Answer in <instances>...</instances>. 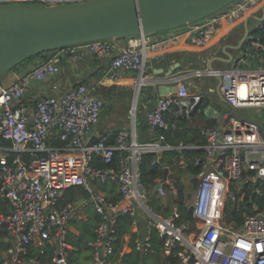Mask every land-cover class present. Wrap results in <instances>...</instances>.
<instances>
[{"label":"built area","instance_id":"1","mask_svg":"<svg viewBox=\"0 0 264 264\" xmlns=\"http://www.w3.org/2000/svg\"><path fill=\"white\" fill-rule=\"evenodd\" d=\"M88 1L92 0H0V4L54 6ZM262 8L264 0H236L188 24L185 32L157 38L130 36L129 45L114 56L106 76L116 81L128 72H141L145 77L149 52L167 50L184 36L205 46L218 26L242 21ZM114 48L112 38L66 46L20 73L13 84L0 83V240L11 242L2 251L4 264H70L77 250L70 238L80 233L75 222H87L90 207L101 216L87 244L91 264H126L123 257L132 239L137 251L148 255L155 251L156 234L162 241L161 254L177 256L179 264H264V210L256 207V212L245 213L241 223L228 215L231 200L243 201L246 186L264 180V124L225 114L222 123L202 131L205 144L167 143L166 134L175 127L167 116L174 108L180 117L190 116L203 99L179 80L176 93L158 96L147 112L154 134L151 141L141 140L134 113L131 128L121 130L113 141L110 132L97 134L98 141L90 145L105 109L104 83H77L62 91L55 79L63 56L77 64L88 55H110ZM242 52L231 69L207 72L223 76L222 95L232 109H264V43L250 34ZM255 63L259 68H244ZM36 79L50 82L53 93L27 99L33 88H39L33 83ZM172 149L180 151L183 170L188 169L183 150H202L191 161L199 169L191 201L182 198L174 185L167 189L172 170L161 162V153ZM147 154L154 155V165L162 164L163 175L156 178L159 196L181 199L167 209L169 214L155 210L142 181L140 165ZM183 208L192 213V219L185 217ZM121 215L130 217L131 232L117 250ZM47 248L53 250L49 262L31 255L32 249L45 254Z\"/></svg>","mask_w":264,"mask_h":264},{"label":"crops","instance_id":"2","mask_svg":"<svg viewBox=\"0 0 264 264\" xmlns=\"http://www.w3.org/2000/svg\"><path fill=\"white\" fill-rule=\"evenodd\" d=\"M263 19L264 8L242 21L218 26L217 34L205 46L195 45L184 36L178 44L167 50L149 52L146 61L145 82L141 84L139 90H137V78L134 76V72H128L123 78L116 81L110 80L106 76L114 56L129 45V37L112 38L115 48L110 55H88L77 64H72L67 56H63L62 70L55 82L60 85L62 91L77 83L98 84L103 82L104 86L101 90L103 93L111 92L110 88L113 85L120 86L118 91L132 92V102L128 111L108 115L105 119L102 114L94 132L96 135L103 133L101 131L110 132L116 136L121 130L131 128L135 113L137 132L141 140L151 141L154 134L148 126L147 112L154 107L158 96L176 93L177 82L183 80L191 94H200L203 99L190 116L180 117L177 109L174 108L167 118L175 125L174 128H185L187 130L185 134L188 138L198 137L196 141L192 142L194 144L204 139L202 131L205 128L219 125L224 121L225 114H231L233 111L230 106L229 109L226 108L219 80L207 72L209 63L212 61L216 70H227L221 65L229 62L219 60L216 57L225 59H230L231 55L236 57L240 53L236 46L245 33V21L248 20L252 33L260 28ZM188 28L186 25L176 30L152 33L151 36L154 38L165 37L172 33L185 32ZM43 61L33 62L22 69L16 67L5 72L0 76V83L4 86L13 84L20 73ZM232 65L233 63H231V67ZM171 71L172 73L168 75ZM50 86L51 83L49 82L38 86V89L33 88L32 91L36 90V93H30L27 99L33 100L34 96L52 94L53 91ZM232 114L235 115L234 112ZM180 143L185 142L181 141ZM91 210L94 208L90 207L88 212L90 213ZM79 223L75 222V226L77 227ZM85 261H89V264L92 261L89 247L87 252L79 254L76 263L85 264Z\"/></svg>","mask_w":264,"mask_h":264},{"label":"water","instance_id":"3","mask_svg":"<svg viewBox=\"0 0 264 264\" xmlns=\"http://www.w3.org/2000/svg\"><path fill=\"white\" fill-rule=\"evenodd\" d=\"M236 0H92L69 5L0 4V76L35 55L70 45L99 39L130 37L182 28L203 20L229 6ZM251 31L245 21V33L236 49L240 53L230 59L236 63ZM226 50V48H225ZM209 71L216 69L212 61ZM225 72V70H222ZM172 71L168 74L170 75ZM137 90L145 82L141 72H134ZM219 86L224 78L217 75ZM35 86L45 81L36 79ZM36 93L35 91L31 92ZM227 103V101L223 98ZM228 104V103H227ZM237 115V111L233 109ZM238 116V115H237ZM98 141L93 135L89 144ZM165 163V153H161ZM165 168V177L169 175Z\"/></svg>","mask_w":264,"mask_h":264},{"label":"trees","instance_id":"4","mask_svg":"<svg viewBox=\"0 0 264 264\" xmlns=\"http://www.w3.org/2000/svg\"><path fill=\"white\" fill-rule=\"evenodd\" d=\"M251 34H254L255 36H258L261 38L262 42L264 43V27L258 28L254 30ZM44 53L38 54L42 55ZM37 56V55H35ZM34 57V56H33ZM33 57H30L28 59H32ZM26 59V60H28ZM49 59V57H45V60ZM25 60V61H26ZM119 85H113L110 89H119ZM101 94L104 98V93L101 91ZM109 92H107L106 95H108ZM187 130L185 128H173L171 131L167 132V143L177 146L180 144L181 141H184L185 144L191 145L192 142L196 141L198 137L188 138L185 134ZM115 138V134L112 136V141ZM205 140H199L194 144L203 145L205 144ZM180 151L177 149L167 150L165 152V163L170 165L172 163V156ZM183 154L188 160V172L192 175V180L194 184H197V174L199 172V169L194 166L191 161L195 156L202 155L201 149H184ZM118 155V154H117ZM153 154H147L144 156L143 161L140 165L142 170V181L145 182L148 180L149 176L152 177H158L162 175V164H153L154 160ZM102 167H106L105 164H101ZM251 187V188H250ZM248 189V193L243 201L236 202L235 204L229 202L228 204V215L230 219H235L239 223H241L244 220V214L245 213H254L256 212L255 206L258 207V209L264 210V180H258V181H252L250 184L246 186ZM255 189H259L260 193H257ZM85 195V194H84ZM181 196H183L181 191ZM184 215L187 219H192V213L187 212L185 208H183ZM101 221V216L95 211L91 210L89 213V219L87 222H80L77 224V227L80 230L79 235H71L70 241L72 244L77 248L76 251L72 253L70 256V264L76 263L78 260V256L80 253L87 252L88 249V242L92 240L95 236V229L98 226L99 222ZM131 232V219L127 215H121L118 219V240L116 243V249L120 250L125 242V235L129 234ZM155 251L146 255L142 252L137 251L134 239H132V242L130 244L129 250L125 253L123 259L126 264H179L180 259L175 256H169L165 257L161 254V246L162 241L159 240L157 237V234L155 235ZM11 245V242L7 240L6 238H2L0 240V264H4V257L2 254V251L6 250ZM53 250L51 248L46 249L45 254H41L40 251L36 249H32L31 255L34 257H37L42 262H46L51 260L52 258ZM80 264V263H79Z\"/></svg>","mask_w":264,"mask_h":264},{"label":"rangeland","instance_id":"5","mask_svg":"<svg viewBox=\"0 0 264 264\" xmlns=\"http://www.w3.org/2000/svg\"><path fill=\"white\" fill-rule=\"evenodd\" d=\"M56 51L57 50L49 51L42 55L34 56L32 59H28L20 63L17 66V68L22 69L26 65H30L33 62L43 61L45 60V57H51ZM221 66L224 69H231V63H223ZM244 68L257 69L259 68V66H258V63H255V65L252 67L244 65ZM106 94L107 92L104 93V100H105V109L103 112L104 119L108 115L122 113L123 111H126V110L128 111V108L130 107L131 102H132V96H133L132 92L128 93V92H124L121 90L118 91L117 89H112L111 92L109 91L108 95ZM225 105H226V108L229 109V105L226 103ZM237 115L242 118L260 121L264 124V109L262 108H239L237 109ZM101 132L104 133V131H101ZM180 159H181V153L179 152L175 153L171 158L172 173L170 175V184H167V189L171 191L172 190L171 185H174L176 188L180 190V193L182 191V194H183V196H181L182 198H187L189 201H191L193 194H195L197 190L198 180H197V184L195 185L192 180V175L188 172V169L183 170L180 168L179 166ZM162 175L158 177H161ZM156 178L149 176L148 180L145 181V184L150 194V202L154 206L157 212L169 214L171 213V211L167 209L173 208L174 205H178L181 199L176 196L161 198L156 189L157 187ZM239 201L241 200H237V201L231 200L230 202L235 204L236 202L238 203ZM256 207L257 206H255V209ZM74 264H77V263H74ZM85 264H89V261L87 262L85 261Z\"/></svg>","mask_w":264,"mask_h":264},{"label":"bare ground","instance_id":"6","mask_svg":"<svg viewBox=\"0 0 264 264\" xmlns=\"http://www.w3.org/2000/svg\"><path fill=\"white\" fill-rule=\"evenodd\" d=\"M112 83V82H111Z\"/></svg>","mask_w":264,"mask_h":264}]
</instances>
